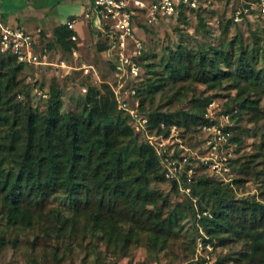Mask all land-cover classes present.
<instances>
[{"label": "trees", "instance_id": "obj_1", "mask_svg": "<svg viewBox=\"0 0 264 264\" xmlns=\"http://www.w3.org/2000/svg\"><path fill=\"white\" fill-rule=\"evenodd\" d=\"M239 1L248 10L247 14H240L239 24L248 26L250 43L239 33L228 41L207 44L204 48L178 43L163 64L167 76L143 79L141 72L134 87L139 110L147 114L149 133L166 136L170 126L175 125L178 136L183 137L192 123L204 120L208 100L196 101L192 112L145 109V102L151 103L153 94L168 83L194 81L214 87L227 80L231 87H238L236 95H243L233 103L237 118L245 109L258 107L260 96L251 98L247 87L240 83L250 81L256 94L264 93V17L255 8L261 0ZM178 9L170 18H185L184 8ZM193 9L205 10L206 6L197 5ZM233 14L223 22L222 35L227 32ZM197 16L198 26L206 31L203 18ZM6 17V13L0 14V20L8 24ZM252 22H256V28H251ZM70 34L64 23L56 26L53 41L47 47L57 44L69 52L75 45L69 40ZM39 35L40 32L34 38L35 45L39 43ZM0 54V214L7 225L24 228L45 224L57 237L71 239L81 234L91 241L102 238L115 246L121 243L118 250L123 257L128 254L129 243L142 241L152 252L167 247L186 207L194 224L199 222L197 230L201 227L210 243L214 238L220 245L231 237L249 239V252L240 250L237 259L252 261L250 257L256 256L259 264H264V199L235 198L232 184L238 183L237 178H232V184L218 183L197 174L196 169L189 178H165L154 148L144 137L139 143L132 142L136 134L128 113L118 108L111 89L105 91L98 103L90 108L85 106L80 113L62 112L61 92L52 83L45 110L37 111L26 100L17 99L21 93L28 97L25 85L18 79L21 67L27 65L19 63L14 54ZM142 59L141 53L137 60L141 63ZM183 140L182 143L190 145ZM171 146L175 155L182 152L177 142ZM149 176L154 181L166 182L176 193L180 184L188 187L189 192L182 193L185 201L171 207L160 190L150 187ZM61 197L70 205V215L48 206L51 198ZM210 200L217 201L216 207L212 204L210 217L201 216L202 201ZM220 261L215 264H223Z\"/></svg>", "mask_w": 264, "mask_h": 264}, {"label": "rangeland", "instance_id": "obj_2", "mask_svg": "<svg viewBox=\"0 0 264 264\" xmlns=\"http://www.w3.org/2000/svg\"><path fill=\"white\" fill-rule=\"evenodd\" d=\"M2 1L4 4L2 11L9 15L11 21L15 16L21 18L29 13L32 15V25L49 21L53 26L79 14L87 2V0ZM35 4H38L40 7L36 8L41 10H36ZM196 5L201 6V8L206 6V9L196 11L195 9L184 8L182 11L184 19L178 16L171 18L170 16H163L153 25L144 23L142 16L137 19L135 36L142 41L143 45V59L140 63L143 79L150 78L153 80L160 75L167 76V73L163 71V64L167 62L169 51L175 49L178 43H187L190 48L194 49L204 48L207 47V44L228 41L236 33L243 35L245 42H251L248 26L239 24V21L232 20L227 32L224 35L220 33L223 22L241 7L239 0H196ZM197 14L203 18L206 31L198 26ZM95 21L97 20L94 18L93 22ZM83 23L76 24L80 36H85L87 31ZM9 25L13 26L10 23ZM256 26V22L251 23L252 29ZM37 28H40L37 45L41 52L46 54L48 63L21 67L18 79L25 85L24 90L28 97H24L21 93L18 97L16 96L17 99L26 100L37 111L43 112L47 104L49 87L52 83H56L61 92V111L80 113L85 106L90 108L98 103L107 89L112 90L117 87V79L113 72L115 67L107 51V45L99 33L90 31V37L83 40L80 47L78 42L74 45L76 53L73 55L71 50L65 52L55 44L53 47H47L48 43H52V36L48 38L43 27ZM262 38L264 45V33ZM182 39L185 41H180ZM99 46H103L104 49L99 50ZM0 56L2 55L0 54ZM131 84L134 86L133 81ZM240 85L247 87L246 89L251 93V98L252 96L253 98L260 96V99L255 110L245 109L239 118L234 115L237 108L233 103L243 95H236L238 87H231L227 80L214 87L194 81H180L173 85L168 83L165 88L153 94L151 103L148 100L145 102V109L158 107L164 112L174 110L192 112L196 101L208 100L207 102H214L213 110L219 116L225 113L228 107L230 118L226 127L229 137L224 148V154L226 164L231 163L229 166L227 164L228 171L223 173L226 180L213 174L212 171L200 164L196 168V173L209 177L218 183H231L232 178H237L239 181L236 185L231 183L235 191V198L254 196L263 200L264 93L257 91L258 94H256L253 91L255 89L253 83L250 81H242ZM168 100L169 103L167 104ZM129 102L132 101L129 100ZM132 107L135 108L133 105ZM139 107L140 101L137 107L138 114L147 118V114L141 113ZM204 109L205 114L207 105ZM128 118L131 128L136 134L132 142L139 143L143 138L142 132L135 129L130 115ZM200 123L201 120L192 123L184 131L183 137L178 136L182 142L185 139L186 143L188 142L189 146L194 147V149L203 146L202 136L197 127ZM172 126L175 125L170 127ZM176 131L177 133L179 131L177 127ZM149 178L150 187L160 190L161 194L168 198L171 207L177 202L185 201L182 193L187 194L189 192L188 187L180 184L179 191L176 193L170 190L166 182L154 181L151 176ZM202 204V211L211 215L212 204L216 207L217 201H202ZM48 206L60 208L64 215H70L72 211L63 197L51 198ZM181 214L183 218L174 227L171 240L163 250L152 252L144 242L138 241L128 244V254L123 257H120L118 250V245L121 243L115 246L111 242H105L102 238L91 241L88 236L82 237L81 234L75 235L71 239L57 237L45 224L24 228L12 227L6 224L5 219L0 214V264H138L140 262L154 264L160 260L173 262L171 264H181L193 259L196 255L198 260H206L207 264H215L217 260H221L220 262L223 264H259L256 256L250 257L249 255L252 261H249V258H245L243 261L237 259L240 250L244 249L249 252V239L243 240L241 238L238 240L231 237L226 239L225 244L220 245L219 240L214 238L210 243L202 228L197 230L196 227L199 222L194 224L189 208L183 207ZM201 216H203L202 213ZM200 230L203 235H201ZM199 236L204 245L200 253H197L195 243Z\"/></svg>", "mask_w": 264, "mask_h": 264}, {"label": "built area", "instance_id": "obj_3", "mask_svg": "<svg viewBox=\"0 0 264 264\" xmlns=\"http://www.w3.org/2000/svg\"><path fill=\"white\" fill-rule=\"evenodd\" d=\"M179 6L193 9L197 5L196 0H91L88 8L71 16L65 20L64 24L71 30L69 40L75 44L78 40L75 28L77 23L96 24L95 29L103 37L115 67L113 72L117 79V87L112 90L118 108L130 115L135 129L142 132L146 142L154 148L155 156L159 159L167 179L179 180L181 176L189 178L200 164L226 180L223 173L228 171V166L224 148L229 137L226 127L230 118L229 112L218 116L213 110L214 102H208L204 120L197 126L202 136L203 146L194 149L181 142L175 126L169 128L166 136L149 133L146 126L147 118L139 115L137 111L139 98L136 96L135 87L131 81L136 83L139 80L141 65L137 58L142 53L143 45L142 41L135 36L136 21L142 16L144 23L153 25L163 16L176 14ZM251 8H254V5ZM255 8L264 17V0H261ZM241 13L247 14V8L241 6L237 9L234 12L233 21H240ZM94 18L97 21L93 22ZM39 32L40 28L29 32L22 27L10 26L0 20V52L14 54L16 60L24 65L48 63L46 54H43L38 45H35L34 38ZM71 52L75 55L76 48L71 47ZM176 142L177 147L182 149L179 155L174 154V148L171 146ZM201 213L210 217L206 211H201ZM200 233L203 235L201 230ZM203 245V240L199 236L196 242L197 253H200ZM207 248L210 249V247ZM154 264L171 263L160 260ZM181 264H207V261L198 260L196 255L193 259Z\"/></svg>", "mask_w": 264, "mask_h": 264}, {"label": "crops", "instance_id": "obj_4", "mask_svg": "<svg viewBox=\"0 0 264 264\" xmlns=\"http://www.w3.org/2000/svg\"><path fill=\"white\" fill-rule=\"evenodd\" d=\"M38 1V0H37ZM28 2H30V0H28ZM39 2V1H38ZM90 2H91V0H87V2H86V5H85V7H84V9H86V8H88V6L90 5ZM4 4H3V1L2 0H0V14H2V13H4L3 11H2V6H3ZM36 7H40L38 4L36 5L35 4V8ZM83 9V10H84ZM36 10H41V9H37L36 8ZM35 12V11H34ZM33 12V13H34ZM82 12V11H81ZM38 14V13H37ZM39 16H40V14H38ZM41 17H43L42 15H41ZM7 20H8V24L10 23V24H13V26H19V27H22L23 29H25V30H27V31H29V32H34V30L37 28V27H43L45 30H46V36L48 37V38H51V36H52V41H53V29L56 27V26H58V25H60V24H62V23H64L65 21H62V22H59V23H57V24H55L54 26H53V24L51 23V22H46V21H44L43 23H41V24H39V23H34V25H32V15L31 14H26V15H23L21 18H19L18 16H15L14 17V19H13V21H11V19H9V15H7ZM67 20V19H66ZM83 23V22H82ZM97 23V22H96ZM84 25H85V28H86V35L85 36H80L79 34H78V31H77V28H76V26H75V28H76V32H77V36H78V46L80 47L81 45H82V42H83V40H85L86 38H89L90 37V31H95V32H97L96 31V29H95V25L96 24H91V26H89V23H83ZM98 33V32H97ZM36 36V35H35ZM55 45H57V44H55Z\"/></svg>", "mask_w": 264, "mask_h": 264}]
</instances>
